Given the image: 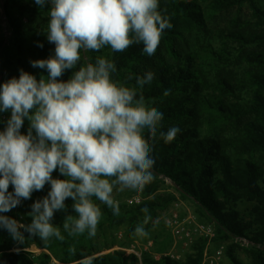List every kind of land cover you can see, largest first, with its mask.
I'll list each match as a JSON object with an SVG mask.
<instances>
[{
	"label": "trees",
	"instance_id": "obj_1",
	"mask_svg": "<svg viewBox=\"0 0 264 264\" xmlns=\"http://www.w3.org/2000/svg\"><path fill=\"white\" fill-rule=\"evenodd\" d=\"M159 4V11L173 27L164 31L154 55L144 53L142 44L123 52L105 47L81 53L82 63H94L98 56L113 61L117 68L113 80L128 87H136V77L152 72L153 81L138 88V93L142 91L149 107L162 112L161 131L180 129L171 143L159 136L154 143L149 141L154 180L138 202H127L137 195L135 191L115 196L120 214L114 215L112 209L95 201L103 213L95 237L123 230V237L131 239L144 220L143 208L152 217L147 225L150 229L160 212L179 200H189L203 224L216 225L214 242L238 239L249 244L227 246L225 255L232 264H242L237 250L246 254L247 264H264V0H159ZM51 7L50 0L43 7L34 0H0L12 52L7 61L10 75L5 72L4 83L19 79L21 70L37 81L48 77L46 69L32 67L31 62L55 55V44L47 39ZM79 67L66 70L58 81H69ZM166 90H170L168 96H164ZM5 114L11 115V110L0 112V132L7 128L1 120ZM29 128L25 118L20 133L27 135ZM52 177L67 179L58 169ZM167 181L173 192L162 189ZM50 190L46 184L0 215L30 225L32 205ZM8 192L14 193L12 185ZM73 203L66 199L65 209L55 212L51 220L61 228L64 241L53 237L45 243L20 229L25 237L20 243L0 227V264H73L90 255L96 257L93 264H202L207 240L196 238L181 258H171L165 253L173 241L163 224L156 225L152 246L140 258L121 249L102 254L95 237L88 238L87 233L68 236L63 230L66 217L76 215ZM72 246L77 249L75 255L69 254ZM32 247L40 252H31ZM155 254L160 257L154 258Z\"/></svg>",
	"mask_w": 264,
	"mask_h": 264
},
{
	"label": "clouds",
	"instance_id": "obj_2",
	"mask_svg": "<svg viewBox=\"0 0 264 264\" xmlns=\"http://www.w3.org/2000/svg\"><path fill=\"white\" fill-rule=\"evenodd\" d=\"M34 2L43 7L47 0ZM50 3L47 39L55 44V55L31 62L32 67L46 69L48 77L37 81L21 70L19 79L12 78L0 86V112L11 110L7 128L0 132V213L51 185L48 195L32 205L30 225L0 215V227L20 243L25 240L20 229L45 243L53 237L64 241L61 228L51 220L55 212L65 209L68 198L74 201L76 215L66 217L63 230L68 236L87 233L88 238H94L103 216L95 201L119 215L120 203L114 192L131 189L139 200L154 180L155 161L149 141L154 143L159 136L171 143L180 131L176 127L161 131L162 112L149 107L142 91L138 93V88L142 90L153 81L152 72L136 77L137 86L128 87L113 80L117 71L113 61L98 56L94 63H82V52H99L105 47L123 52L133 44H142L144 53L154 55L164 31L173 27L159 11V0ZM78 64L79 70L69 81H58ZM128 79H132L131 74ZM169 94L170 90L164 92V96ZM25 118L30 128L22 135ZM57 169L67 179H53ZM10 185L14 193L8 192ZM142 212L143 224L133 233L140 239L149 236L145 225L152 221L148 208ZM158 222H153V228ZM68 251L75 255L77 249L72 246ZM95 258L84 256L73 264H93Z\"/></svg>",
	"mask_w": 264,
	"mask_h": 264
},
{
	"label": "rangeland",
	"instance_id": "obj_3",
	"mask_svg": "<svg viewBox=\"0 0 264 264\" xmlns=\"http://www.w3.org/2000/svg\"><path fill=\"white\" fill-rule=\"evenodd\" d=\"M9 42H10V32L4 21L3 11L2 9H0V45L1 46L3 44L5 45V47H3L0 50V86L4 84V81L6 78L5 72L7 73L6 76L10 75L8 74V70L11 69V67L7 63V61L10 55L12 54V52L9 50V46H8ZM10 118H11V115L5 114V115H2L1 120L3 121V123L6 124ZM165 183L166 184L164 187H162V189H164L167 192H173L172 184L169 181ZM130 192L132 193L134 192V190L126 189L123 192H114L113 195L114 197L118 195L125 196L126 194ZM135 197L136 196L130 199H127V202L129 203L133 201L138 202L139 200H137ZM177 202L179 203V208L177 211L178 216H179L178 217L179 222H182L186 220L187 218H191L194 223L203 224V219L197 215V209L194 203H192L189 200H179ZM172 211H173V206L163 212H160L155 221L157 220L159 221L157 225H160V224L165 225L169 231V234L172 237V241H173L172 247L165 253V255L170 254L173 256L174 259H179L188 251L189 247L193 244L194 241H192L191 243H187V242L185 243L184 241L178 238H174L172 234V227L170 226V219H171ZM141 224H143V222L140 223L139 225ZM208 225L213 228L214 238L207 243V246L204 252L206 256H203L202 264H207L206 258L213 257L214 255H216V252L219 251L221 248H222V255H221L219 264H232L231 261L225 255L227 246L232 243H238L239 245L241 244L242 247H249V244L247 242L243 240H238V239H229V240L225 239L220 242H214L215 235H216V232H215L216 225H214L213 222ZM145 229L146 231L149 232V236L144 239H140L135 236H133V238L131 239H125L123 237L124 235L123 230H119V231H115L111 233L107 232L104 235L97 236L94 238V241L98 247H100L101 249L103 248V251L101 252L102 254L111 253L114 250L121 249V250L126 251L127 253H133L138 258H140L143 252H148L150 250L152 246V242H153L152 239L157 234V228H153V226H151V228L149 229L147 228V225H145ZM105 245H108V246L111 245V248L107 249L108 247L106 248ZM119 246H122V247H119ZM30 251L33 253L40 252L39 250H36L35 247H32ZM235 255L237 259L240 261V263L242 264L248 263V257L242 251L240 250L235 251ZM159 257H160L159 255H156V254L154 255V258L156 259H158ZM54 263L59 264L57 262H54Z\"/></svg>",
	"mask_w": 264,
	"mask_h": 264
},
{
	"label": "built area",
	"instance_id": "obj_4",
	"mask_svg": "<svg viewBox=\"0 0 264 264\" xmlns=\"http://www.w3.org/2000/svg\"><path fill=\"white\" fill-rule=\"evenodd\" d=\"M178 208L179 203L173 204V211L171 214L170 219V226L172 227V234L174 238H178L185 243H191L196 238H202L209 242L214 238V231L213 228L206 224L194 223L191 218H187L186 220L179 222L178 216ZM222 255V248L216 252V255L213 257H207L206 262L207 264H219ZM173 258L172 255L167 254ZM204 256H206L204 254Z\"/></svg>",
	"mask_w": 264,
	"mask_h": 264
}]
</instances>
